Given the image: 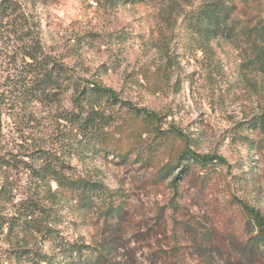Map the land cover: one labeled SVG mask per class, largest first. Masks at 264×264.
Here are the masks:
<instances>
[{"label":"rangeland","instance_id":"374dc122","mask_svg":"<svg viewBox=\"0 0 264 264\" xmlns=\"http://www.w3.org/2000/svg\"><path fill=\"white\" fill-rule=\"evenodd\" d=\"M34 12L50 52L64 57L86 78L161 114L165 130L176 126L193 134L200 153L228 161L208 177L199 166L183 177L178 165L163 180L161 169L170 161L177 163L176 146L144 134V126L134 125L120 106L109 110L112 119L101 140H111L128 154L127 161L100 151L98 144L90 145L82 157H67L80 175L124 195L128 206L123 222L128 225L108 237L113 231L101 235L103 220L94 212L78 229L72 213L66 212L64 234L83 236L89 243L114 242L108 264H163L168 257L179 264H264V246L256 252L244 247L246 216L240 206L244 201L264 213V150L257 154L253 147L233 140L242 131V122L264 110V78L252 74L246 80L237 52L227 44H214V53L196 52L184 34L182 17L177 19L176 34H150L152 9L147 6L107 11L87 0H49ZM131 29L140 34H106ZM89 36L97 37L95 44H88ZM155 42L162 47L161 56ZM160 67L166 72L156 76ZM145 72L160 83L156 92L142 80ZM46 123L34 124L36 138L44 144L63 140H57L55 127ZM13 129L9 121L5 134L10 139ZM244 135L249 136L248 143L258 139L256 133ZM209 230L215 234L207 241Z\"/></svg>","mask_w":264,"mask_h":264},{"label":"trees","instance_id":"16d2710c","mask_svg":"<svg viewBox=\"0 0 264 264\" xmlns=\"http://www.w3.org/2000/svg\"><path fill=\"white\" fill-rule=\"evenodd\" d=\"M87 1L107 11L150 7V34H176L177 19L182 17L184 34L196 52L214 53V44H227L237 52L239 71L246 80L252 74L264 78V0ZM48 2L0 0V264H108L114 242L71 238L62 226L67 222L66 212L72 213L77 229L87 224L88 215L94 212L103 220L101 235L104 230L113 231L106 234L108 237L128 225L123 222L128 206L124 195L83 177L68 158L82 157L90 145L98 144L100 151H110L127 161L128 154L123 155L111 140H101L112 119L109 110L120 106L134 125L144 126V134L176 146L177 163L170 161L161 169L163 180L178 165L183 177L193 166L201 167L208 177L226 167L228 161L218 154L200 153L194 148L193 134L176 126L165 130L161 114L140 108L117 90L86 78L64 57L50 52L44 43L41 19L34 12ZM106 34L140 33L131 29ZM87 39L90 45L98 40L96 36ZM155 45L161 56L162 47L158 42ZM78 46H82L80 41ZM166 58L170 59L169 54ZM163 71L158 68L156 76L165 74ZM142 73L147 88L159 90L160 83L152 81L155 75ZM9 121L15 131L13 139L5 134ZM46 121L58 132L55 138L63 140L44 144L36 138L34 124L44 127ZM240 127L242 131L233 140L253 147L257 154L264 150V110ZM246 132L256 133L258 139L248 143L251 140ZM178 181L173 180L177 189ZM240 206L246 216L244 247L259 251L264 246V213L244 201ZM214 234L209 230L207 241ZM163 264L179 263L168 257Z\"/></svg>","mask_w":264,"mask_h":264}]
</instances>
